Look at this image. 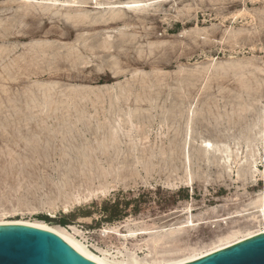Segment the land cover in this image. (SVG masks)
Listing matches in <instances>:
<instances>
[{
  "label": "rangeland",
  "instance_id": "1",
  "mask_svg": "<svg viewBox=\"0 0 264 264\" xmlns=\"http://www.w3.org/2000/svg\"><path fill=\"white\" fill-rule=\"evenodd\" d=\"M129 1L0 0V221L147 264L264 230L227 214L264 193V0Z\"/></svg>",
  "mask_w": 264,
  "mask_h": 264
},
{
  "label": "water",
  "instance_id": "2",
  "mask_svg": "<svg viewBox=\"0 0 264 264\" xmlns=\"http://www.w3.org/2000/svg\"><path fill=\"white\" fill-rule=\"evenodd\" d=\"M0 264H99L39 225L0 224ZM183 264H264V232Z\"/></svg>",
  "mask_w": 264,
  "mask_h": 264
},
{
  "label": "bare ground",
  "instance_id": "3",
  "mask_svg": "<svg viewBox=\"0 0 264 264\" xmlns=\"http://www.w3.org/2000/svg\"><path fill=\"white\" fill-rule=\"evenodd\" d=\"M142 2L143 1H140V0H133V1L126 2L124 4V6L127 9L134 10V9L142 6ZM262 120H263V123H264V113H263ZM261 134H262V137H264V130H263V132ZM204 145H205V150L207 152H210L213 149V144L209 140H204ZM192 181H193V179L191 177H189L186 180L187 183H190ZM82 200H83L82 198H77L76 202H81ZM85 201L86 200H84V202ZM232 213H239V214H242V215L246 214L249 217H253L255 219L264 220V193L259 194L255 199H253L251 202H249V204L246 205V208H244V209H236L235 211H230L229 210L227 212L228 215H230ZM218 216H216V217L218 218ZM204 219L205 218L199 219V220H200V222H204ZM225 219L226 218H224V220ZM218 221L219 220H215L214 219V221H212V223H216ZM3 223H18V224H28V225H39V226H41V227H43L45 229H48L50 231H53V232L57 233L58 235L63 237L69 244H71L73 247H75L79 252H81L84 256L88 257L89 259H92V260L96 261L99 264H147L150 261L148 259V256L146 258H140L137 253H132V254H129V255L124 256V257H122V256L119 257L120 254H119V256H112V255H110L108 253L107 250H104V249H101V248H98V253L93 252L92 250H90L89 246L85 245L82 241L78 240L74 233L69 232L70 229H74L75 230V228L73 226H71V227L69 226V228L65 227V226L53 227V226H48L46 224H43L41 222L0 221V224H3ZM193 223H194L193 219L190 221V219L187 218L186 220L181 221L178 224L182 225V226L183 225H186V226H190L191 225V227H193L194 226ZM147 232H149L148 229H142V230L137 231V232L136 231H130V234L126 235V236L136 237L138 235H146ZM262 232H264V230H261V231H259L257 233H249V234L247 233V236L243 237L242 239H238V238L230 239L229 237H227V235L225 236V234H223V236L220 237V239H221L220 241H223V242H221L220 245L211 248L210 251H208L207 253L201 254V255L200 254L199 255L198 254H191V255L186 256V257H184L182 259H175V260L174 259H168L167 260L164 257V255L155 254L154 256H152L150 258H151V261L154 262L155 264H161V261H163V260H167V262L165 264H183V263L198 259L200 257H203V256H205V255H207L209 253H212V252L216 251V250H219V249H222L224 247L230 246L232 244H235V243H237L239 241H242L244 239H247L249 237H252V236L257 235V234L262 233ZM228 235H230V234H228ZM154 236H155V238H154L155 243L154 244L159 245V244L164 242V233H163V231H161V233H159V234H154ZM230 237H234V235L232 234V236H230ZM224 240H226V241H224ZM140 249H142V245L136 246V252L138 250H140Z\"/></svg>",
  "mask_w": 264,
  "mask_h": 264
},
{
  "label": "trees",
  "instance_id": "4",
  "mask_svg": "<svg viewBox=\"0 0 264 264\" xmlns=\"http://www.w3.org/2000/svg\"><path fill=\"white\" fill-rule=\"evenodd\" d=\"M113 218L115 219V216H113ZM113 218H112V219H113ZM60 223H61V225H63V226H66V225L70 224V219H69V217H68V216H64V217L60 220Z\"/></svg>",
  "mask_w": 264,
  "mask_h": 264
}]
</instances>
